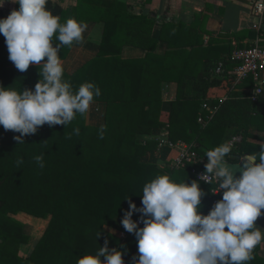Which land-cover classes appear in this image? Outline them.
<instances>
[{
    "label": "trees",
    "instance_id": "16d2710c",
    "mask_svg": "<svg viewBox=\"0 0 264 264\" xmlns=\"http://www.w3.org/2000/svg\"><path fill=\"white\" fill-rule=\"evenodd\" d=\"M63 1L46 5L60 23L68 19ZM2 18L6 15L0 12ZM69 19L103 26L98 53L73 73L64 69L63 77L74 91L85 82L99 87L101 95L93 102L103 105V124L89 125L87 113L77 115L67 126L38 127L35 134L21 137L24 143L15 139L20 133L0 126V264H76L86 253L103 247L105 240L110 249L125 253L124 264H132V257L138 255L137 241L121 220L129 201L141 207L139 195L146 182L158 174L189 185L198 181L205 192L201 212L207 215L222 193L212 195L214 187L193 173H205L206 151L240 138L226 157V162L237 164L243 155L260 152L259 144L264 143V93L256 102L250 99L251 79L241 84L231 81L225 100L212 102L217 105L212 118L201 111L209 90L230 81L226 75L240 65L232 53L252 46L232 45L233 40H241L239 33L221 32L206 45L205 36L211 32L205 28L206 18L197 16L190 24L164 23L155 39V19L132 11L120 0H77ZM259 35L264 45V32ZM160 42L168 46L163 54L157 52ZM76 44L60 49L62 61ZM125 47L140 49L145 55L124 58ZM8 57L5 37L0 34V86L34 90L40 79L38 67L30 65L20 72ZM220 63L226 73L222 78L215 75ZM164 83L177 85L167 119L163 116ZM201 116L204 125L199 123ZM165 126L170 143L197 145L191 151L198 162L177 168L169 165L171 161L165 166L142 161L159 146L158 141L143 136ZM74 128L80 129L79 135L73 133ZM101 128L103 139L98 135ZM38 155L43 156L42 168L34 160ZM18 159L23 164L17 165ZM19 215L35 219V230ZM139 219L140 214L133 215L134 221ZM33 237L38 239L31 254L20 256V247ZM253 254L255 259L249 264H264L262 244Z\"/></svg>",
    "mask_w": 264,
    "mask_h": 264
},
{
    "label": "clouds",
    "instance_id": "9594fccd",
    "mask_svg": "<svg viewBox=\"0 0 264 264\" xmlns=\"http://www.w3.org/2000/svg\"><path fill=\"white\" fill-rule=\"evenodd\" d=\"M5 2L0 0V8ZM12 2L19 9L0 19L8 58L20 72L37 66L40 79L34 90L0 86V126L20 133L15 139L24 143L21 137L35 134L40 126H67L77 115H85L101 91L91 82L74 91L63 78L58 55L64 46L83 39L87 25L74 19L60 23L46 7L48 0ZM54 41L58 42L55 47ZM79 132V128L73 129L75 135ZM103 134L101 128L100 139ZM259 145L260 152L240 158L239 177L226 162L231 142L206 151L205 173L200 179H217L215 194L222 193V199L207 215L201 212L205 192L198 181L189 185L185 180L177 182L168 174H158L146 182L139 195L141 207L129 201L121 220L122 227L136 237L138 255L132 257V264H249L254 260V249L264 243V229L256 225L264 210V143ZM34 160L44 167L42 155ZM21 164L23 160L18 159L17 165ZM137 213L138 222L133 220ZM124 254L110 249L105 240L103 247L94 254L86 253L76 264H124Z\"/></svg>",
    "mask_w": 264,
    "mask_h": 264
},
{
    "label": "crops",
    "instance_id": "0c3cea01",
    "mask_svg": "<svg viewBox=\"0 0 264 264\" xmlns=\"http://www.w3.org/2000/svg\"><path fill=\"white\" fill-rule=\"evenodd\" d=\"M56 2V0H48ZM129 5L130 9L139 14H143L155 19V27L152 37L157 39L160 34L161 27L164 23H185L190 24L197 21V16L206 18V29L211 32V35L205 36V44L209 41L218 38L221 32L231 35L240 34L241 40H233L232 45H253L257 40L260 42L259 33L264 32V17L260 18L253 14L251 10L252 2L255 0H120ZM77 0H64L61 5L67 10V18L69 19L71 9L75 7ZM19 5L13 3L12 0H6L0 12H3L6 17L12 10H18ZM103 35L102 24L87 25L83 33V39L78 42L73 48L69 58L62 61L63 68L68 73H73L87 60L93 58L99 51ZM264 40V39H263ZM168 46L164 42H160L157 52L163 54L167 51ZM145 55V52L133 48L125 47L123 51L124 58H140ZM231 84L228 80L223 81L219 87L211 88L208 92L210 102H219L225 100ZM163 94V116L165 119L169 116L171 103L177 95V85L175 83H164L162 86ZM103 113V105L100 103H91L87 112V124L101 126L95 124L94 119L99 114ZM168 128L165 126L161 129L154 130L151 135L143 136L144 140L167 139ZM178 148H164L162 151L148 153L142 161L156 163L160 166L171 163L178 158L181 151ZM20 220L27 224H34L35 219L25 215H19ZM256 225L264 229V210L262 215L257 219ZM38 239V238H37ZM37 239H31L27 245H22L19 254L22 257H28L37 242ZM264 248V243H262Z\"/></svg>",
    "mask_w": 264,
    "mask_h": 264
},
{
    "label": "built area",
    "instance_id": "2783aa9c",
    "mask_svg": "<svg viewBox=\"0 0 264 264\" xmlns=\"http://www.w3.org/2000/svg\"><path fill=\"white\" fill-rule=\"evenodd\" d=\"M251 10L253 14L257 17H264V0H255L252 2ZM232 59L238 61L240 65L234 69L232 72L226 75L223 64L220 63L215 71L216 77H224L225 75L230 77L229 83L232 81L233 84H241L249 79L254 83L253 89L249 90L250 99L256 102L258 98L264 93V45L257 40L250 48L247 49H236L232 53ZM223 101V100H222ZM220 101V102H222ZM202 112L208 113V118H212L217 111V105H212L209 99H207L201 109ZM200 124H206L204 117L199 118ZM168 138V133H167ZM240 138H234L231 141V145L235 142H239ZM178 148L181 147V151L178 158L174 159L171 166L182 168L187 164L198 162L197 155L191 149H195L197 145L189 146L183 143L173 144L168 141V139L159 140L158 151H162L164 148ZM197 179L205 184L212 185L214 188L211 193L214 196H219L220 193L215 194V189L219 181L215 178L205 176L203 180L200 177L204 172H199L193 170Z\"/></svg>",
    "mask_w": 264,
    "mask_h": 264
},
{
    "label": "rangeland",
    "instance_id": "374dc122",
    "mask_svg": "<svg viewBox=\"0 0 264 264\" xmlns=\"http://www.w3.org/2000/svg\"><path fill=\"white\" fill-rule=\"evenodd\" d=\"M94 123H95V124H100V125L103 124L102 114H99L97 117H95V119H94ZM167 164H168V163H167ZM169 165H172V163L169 164ZM162 166H165V165H162ZM30 225L33 226V229L35 230L34 225H33V224H30ZM107 230H109L110 232H112V233H114V234L120 236L121 238H122V237H125V234H124V233L119 232V231H117V230H115V229H112V228L107 227Z\"/></svg>",
    "mask_w": 264,
    "mask_h": 264
},
{
    "label": "water",
    "instance_id": "95a60500",
    "mask_svg": "<svg viewBox=\"0 0 264 264\" xmlns=\"http://www.w3.org/2000/svg\"><path fill=\"white\" fill-rule=\"evenodd\" d=\"M229 163V162H227ZM230 167V169L233 171L234 175L236 177H239L241 174V170H242V165L241 163H237V164H233V163H229L228 165Z\"/></svg>",
    "mask_w": 264,
    "mask_h": 264
}]
</instances>
